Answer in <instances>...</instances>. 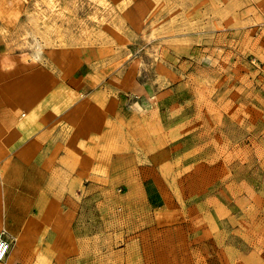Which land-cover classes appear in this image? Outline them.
Segmentation results:
<instances>
[{"label": "rangeland", "instance_id": "obj_1", "mask_svg": "<svg viewBox=\"0 0 264 264\" xmlns=\"http://www.w3.org/2000/svg\"><path fill=\"white\" fill-rule=\"evenodd\" d=\"M0 40L95 110L74 239L0 264H264V0H0Z\"/></svg>", "mask_w": 264, "mask_h": 264}, {"label": "crops", "instance_id": "obj_2", "mask_svg": "<svg viewBox=\"0 0 264 264\" xmlns=\"http://www.w3.org/2000/svg\"><path fill=\"white\" fill-rule=\"evenodd\" d=\"M21 61L0 40V230L19 239L6 263L36 239H74L65 179L74 187L87 179L83 164L95 152V110L73 109L77 93L57 78L27 74Z\"/></svg>", "mask_w": 264, "mask_h": 264}, {"label": "built area", "instance_id": "obj_3", "mask_svg": "<svg viewBox=\"0 0 264 264\" xmlns=\"http://www.w3.org/2000/svg\"><path fill=\"white\" fill-rule=\"evenodd\" d=\"M13 242V236L9 235L5 231L0 233V261L6 259Z\"/></svg>", "mask_w": 264, "mask_h": 264}, {"label": "bare ground", "instance_id": "obj_4", "mask_svg": "<svg viewBox=\"0 0 264 264\" xmlns=\"http://www.w3.org/2000/svg\"><path fill=\"white\" fill-rule=\"evenodd\" d=\"M14 241H15V245H16V243H18V238H14Z\"/></svg>", "mask_w": 264, "mask_h": 264}]
</instances>
